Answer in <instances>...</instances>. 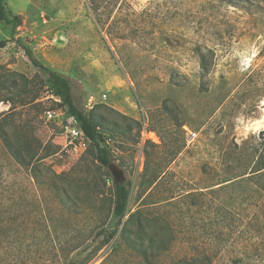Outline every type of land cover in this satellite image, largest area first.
<instances>
[{"label": "rangeland", "instance_id": "rangeland-1", "mask_svg": "<svg viewBox=\"0 0 264 264\" xmlns=\"http://www.w3.org/2000/svg\"><path fill=\"white\" fill-rule=\"evenodd\" d=\"M4 1L22 24H0V120L11 114L14 146L40 144L43 159L34 178L0 137V264H171L213 244L212 264H264V191L248 178L264 149V0ZM27 48L97 116L116 173L91 141L65 149V119L44 116L61 105ZM115 175L131 182L121 220ZM137 213L144 227L126 226ZM169 233L151 261L126 243Z\"/></svg>", "mask_w": 264, "mask_h": 264}, {"label": "trees", "instance_id": "trees-1", "mask_svg": "<svg viewBox=\"0 0 264 264\" xmlns=\"http://www.w3.org/2000/svg\"><path fill=\"white\" fill-rule=\"evenodd\" d=\"M6 23L11 25L13 31L18 28L22 24L21 16H12L6 10V4L4 0H0V24ZM7 41L0 42V48H4L7 45ZM26 53L30 58L32 64L39 68L47 74L49 78V88L51 93L61 100V106L67 108V113L73 116L79 123L80 127L83 129L87 137L91 140L92 145L95 149V157L96 160L107 170H116V166L111 158V151L109 147L105 144L106 138L104 135V131L100 128L97 116H93L92 114H88L82 109L78 108L75 104L73 98V87L71 81L68 77L52 71L42 64H40L33 56L32 52L27 48ZM16 85V84H15ZM27 89H24L23 94H28ZM36 100H29L28 98H23L20 102L22 107H27L32 105ZM14 107H11L10 111L15 109L16 102H14ZM25 109V108H23ZM20 115L23 114L19 112ZM18 113V115H19ZM11 114H7L3 120H0V137L3 140V144L8 152L13 156L16 162L21 167H33V177L38 179V173L40 166V161L43 159L41 156L39 157V153L41 150L40 144L37 145L34 149L29 151H24L23 149H18L14 146L13 138L10 133H7L5 124L7 121L9 123V118ZM264 135V131L262 132ZM39 162V163H38ZM249 181H252L253 184H258L261 191H264V149L260 154L257 162L254 165V169L251 175L248 177ZM113 187L115 189V199H114V207H113V215L116 219H123L128 201L131 193V182L125 181L123 178L116 176L111 178ZM264 193V192H263ZM158 215V214H157ZM147 217V216H145ZM145 217L141 218L139 213L131 216L130 220L126 222V226L131 223L132 220L140 221L139 226L144 227L143 221L146 219ZM163 221H168L163 216L159 214L158 216ZM143 220V221H142ZM167 223V222H166ZM169 224V223H168ZM167 224V225H168ZM128 246L135 252H137L143 259L150 260L155 258L156 256H164L172 250L173 243V235L169 233V236L165 243L161 244L156 240L151 238L148 240V244H144L141 239H128L126 240ZM157 244V245H156ZM217 250V245H210L209 248H201L196 247V255L192 258L181 257L177 260H174L171 264H212L213 258L215 256V252Z\"/></svg>", "mask_w": 264, "mask_h": 264}, {"label": "built area", "instance_id": "built-area-1", "mask_svg": "<svg viewBox=\"0 0 264 264\" xmlns=\"http://www.w3.org/2000/svg\"><path fill=\"white\" fill-rule=\"evenodd\" d=\"M57 103L61 104V100L57 97H55L52 93L50 95ZM107 96H102V99H106ZM98 103V100L95 96H89L88 98V107H91V105H95ZM45 119L48 122H53L60 119H65V125H64V134L67 137V140L69 142L66 143V145L69 143L68 146L65 145V149H67L69 146L73 147V149L77 150L79 149H87L90 139L87 137L83 129L80 127L78 121L71 115L67 113V108L61 106L58 109H47L45 111ZM62 133V135H63ZM197 137L196 132L190 131L188 133V141L193 142Z\"/></svg>", "mask_w": 264, "mask_h": 264}, {"label": "water", "instance_id": "water-1", "mask_svg": "<svg viewBox=\"0 0 264 264\" xmlns=\"http://www.w3.org/2000/svg\"><path fill=\"white\" fill-rule=\"evenodd\" d=\"M114 173H116V170H113Z\"/></svg>", "mask_w": 264, "mask_h": 264}, {"label": "bare ground", "instance_id": "bare-ground-1", "mask_svg": "<svg viewBox=\"0 0 264 264\" xmlns=\"http://www.w3.org/2000/svg\"><path fill=\"white\" fill-rule=\"evenodd\" d=\"M254 126V125H253ZM256 126V125H255ZM257 127V126H256ZM259 127V126H258Z\"/></svg>", "mask_w": 264, "mask_h": 264}]
</instances>
